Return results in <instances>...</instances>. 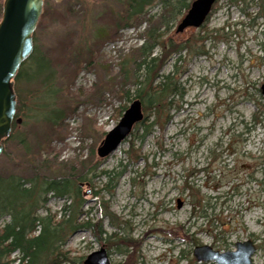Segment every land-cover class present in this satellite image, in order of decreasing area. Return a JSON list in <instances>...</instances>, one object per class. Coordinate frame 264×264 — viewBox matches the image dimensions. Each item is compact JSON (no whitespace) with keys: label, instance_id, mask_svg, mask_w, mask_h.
Returning <instances> with one entry per match:
<instances>
[{"label":"rangeland","instance_id":"374dc122","mask_svg":"<svg viewBox=\"0 0 264 264\" xmlns=\"http://www.w3.org/2000/svg\"><path fill=\"white\" fill-rule=\"evenodd\" d=\"M124 3L43 0L42 11L52 16L43 25L37 23L32 35L37 51L46 54L56 70L53 86L58 94L51 108L65 104L74 108L62 121V139L51 138L50 147L42 149L41 160L51 161L53 169L61 172L68 168L61 162L69 161L83 176L89 171L87 179L79 181L83 210L97 221L101 198L115 216L113 224L106 217L101 221L106 239L97 240L85 229L67 236L63 248L73 260L69 264H83L101 246L110 264H216L197 260L195 247L207 245L222 252L235 249V243L245 239L252 240L256 248L252 264H264L263 0H218L203 27L189 26L179 32L175 28L184 12L163 26L159 16L164 9L158 2L147 8L141 20L113 31L112 22L124 11ZM67 7L74 15L68 17ZM153 26L160 27L164 40L172 37L179 42L208 32L210 37L203 41L202 53L183 49L180 59L178 52L165 59L159 73L173 70L182 96L162 128L153 126L144 134L145 124H140L101 158L97 147L117 124L120 107L134 98L135 80L142 78L134 53L146 39V29ZM99 31L111 32L110 39L97 40L94 34ZM88 48L94 49L90 64L85 62ZM159 53L156 47L152 55ZM112 83L117 86L111 87ZM34 87L20 86V104L27 116L35 103L41 105L32 113L38 120L47 114L43 110L47 100L39 92L33 99ZM28 121L3 141L0 174L20 171L17 159L36 161L17 143L20 134L28 133L31 147L34 124ZM97 160L95 172L119 174L109 189L105 188L106 176L93 177L91 166ZM19 173L32 174L33 170L27 167ZM63 201L51 195L47 207L53 212ZM6 220L1 218L0 224ZM117 239H125L127 245H117Z\"/></svg>","mask_w":264,"mask_h":264},{"label":"trees","instance_id":"16d2710c","mask_svg":"<svg viewBox=\"0 0 264 264\" xmlns=\"http://www.w3.org/2000/svg\"><path fill=\"white\" fill-rule=\"evenodd\" d=\"M192 1L125 0L124 11L112 22L113 31L127 28L136 23L138 19L144 18L148 14L147 8L154 2L160 3L164 9V12L159 16V21L162 24H159L167 27L169 21L186 12ZM228 1L236 3L238 0ZM216 2L213 4L211 10ZM262 5H264V0ZM66 10L68 17L72 16L73 13H70L72 9L67 7ZM210 13L211 11L205 17L204 22L200 25L201 27L205 25ZM51 16L42 11L38 24H45L46 22L44 21ZM159 28V26H153L146 29V39L136 48L134 53V57H138V61L132 60L135 61L136 67L143 71L142 78L135 80L137 87L132 99L140 101L142 116L134 124L133 128H137L140 124H145L144 134L149 132L153 126L162 128L171 117L170 111L175 106V101L179 100L182 96L180 83L173 75V70L167 74L159 73L165 59L174 52H178L179 54L183 49L202 53L204 52L202 48L203 41L210 37L208 32L203 36H191L179 42L173 41L172 37L164 40L161 38L162 33L158 31ZM110 33L109 31L105 33L99 31L97 34H94V37L97 40L103 41L104 38L110 39ZM94 46L96 48L97 43ZM62 47L64 50L68 48L65 42ZM156 47L160 49V53L157 56L152 55L153 49ZM93 50L88 48L86 51L87 58L85 62L89 61L88 64L92 62L90 56ZM67 52H69V49ZM178 59H180V54L178 55ZM53 64L46 54L40 53L33 46L32 53L21 64L14 78L13 88L16 95V107L12 130L14 131L19 124L27 126L29 118L33 121L34 125L31 128L34 131H29L31 132V147L27 138L28 133L20 134L17 143L23 148V153H27L31 158L38 161L34 163L36 161H21L17 159V167L21 169L20 171L17 169L16 173L0 174V219L3 217L7 218L5 222L0 224V264H69L73 260L69 259L67 250L63 247L67 236L71 232L85 229L90 231L95 239L103 240L106 239L103 238L106 232L102 230L101 224L103 217H106L108 221L110 219L109 222L112 224L115 221V216L109 211L101 198H98L97 203L100 211L97 221H92L88 217L89 212L83 210L84 198L80 193L79 181H85L87 179L86 174L89 171H86L83 176L78 170H75L78 166L73 161H69L61 162V165L63 163L65 167L68 166L67 171L61 172L53 169L51 161L47 159L41 160L42 149L50 147L51 138L55 136L59 139L61 138L64 128L62 127V121L66 115H70L74 110L69 104H65L59 108H51V105L55 107L53 102L55 96L58 94V88L53 86V82L57 79ZM124 82L125 80L123 79L121 87L124 85ZM22 84L24 87L26 85L29 87L35 85V96L33 99L37 96L38 92L42 96H45L47 103H45V109L43 107V110L47 113L46 116L43 115L38 120H35L32 113L42 108L41 105L36 103L31 115L27 116V114H23L25 110L22 112L23 106L20 104L21 97H23L20 90ZM46 86L48 87L46 88ZM113 86L115 87L117 84L112 83L111 87ZM129 94V90H125V97L129 98ZM126 108V105L121 106L118 110V115L120 116ZM130 133L132 134V132ZM98 163L99 161L97 160L91 166L93 177L99 175L106 176L108 181L105 184V188L109 189L107 186L113 180H117L119 174L112 176L111 172L104 170L95 172ZM27 167L33 170L32 174L28 173L25 175L19 173L26 170ZM51 195L64 198L59 209L53 212L47 207L48 197ZM83 214H86L84 220L81 219ZM111 235L106 236L107 239ZM116 244L127 245V241L125 239L121 241L117 239ZM13 254H16V256L12 258Z\"/></svg>","mask_w":264,"mask_h":264},{"label":"water","instance_id":"95a60500","mask_svg":"<svg viewBox=\"0 0 264 264\" xmlns=\"http://www.w3.org/2000/svg\"><path fill=\"white\" fill-rule=\"evenodd\" d=\"M60 1V0H54ZM216 0H193L175 31L200 26ZM43 0H3L0 19V154L2 141L11 133L16 99L13 79L22 62L33 50L32 34L42 12ZM264 96V83L260 86ZM142 116L141 103L132 100L117 124L106 132L97 147V155L104 157L114 151ZM19 121V120H18ZM81 185V183H80ZM179 204V203H178ZM256 248L250 239L235 243V249L217 251L207 245L196 246L193 255L197 260H212L216 264H252ZM83 264H110L104 247L89 253Z\"/></svg>","mask_w":264,"mask_h":264},{"label":"flooded vegetation","instance_id":"af4514ba","mask_svg":"<svg viewBox=\"0 0 264 264\" xmlns=\"http://www.w3.org/2000/svg\"><path fill=\"white\" fill-rule=\"evenodd\" d=\"M252 241V240H251ZM251 260H252V258H251Z\"/></svg>","mask_w":264,"mask_h":264}]
</instances>
